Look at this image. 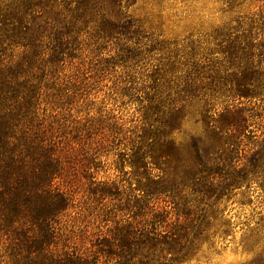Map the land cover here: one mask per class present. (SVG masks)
Here are the masks:
<instances>
[{"label": "trees", "instance_id": "obj_1", "mask_svg": "<svg viewBox=\"0 0 264 264\" xmlns=\"http://www.w3.org/2000/svg\"><path fill=\"white\" fill-rule=\"evenodd\" d=\"M136 2L0 0V264H170L202 234L209 191L228 169L246 176L236 146L258 145L250 164L264 165V131L249 136L252 117L263 114L256 100L264 103L259 0L217 33L207 60L186 52L185 63L172 56L154 71L140 132L122 157L139 192L99 175L122 123L77 117L80 75L61 73L87 26L95 40L134 32ZM188 114L203 131L184 145L176 135ZM107 199L120 206L109 209ZM97 218L104 224L92 227Z\"/></svg>", "mask_w": 264, "mask_h": 264}, {"label": "rangeland", "instance_id": "obj_2", "mask_svg": "<svg viewBox=\"0 0 264 264\" xmlns=\"http://www.w3.org/2000/svg\"><path fill=\"white\" fill-rule=\"evenodd\" d=\"M254 1L137 0L129 8L134 23L132 30L135 31L128 36L114 33L95 40L96 29L89 26L84 29L79 36L81 48L71 62L66 61L61 76L67 79L73 73L80 75L77 87L81 97L72 112L82 121L87 116L96 119L109 116L111 121L122 123L116 128L112 150L103 157L105 171L99 174L103 179L118 182L125 179L121 181L123 187L130 186L135 193L139 192L136 188L140 177L132 173L133 167L123 166L122 157L128 158L125 155L130 151L128 140L140 132L141 114L154 92V71L172 56L185 63L186 52L193 53L201 61L207 60L208 49L222 38L217 33H228L226 26L235 25L234 18L253 12V6L259 0ZM230 3L241 4L230 14L227 11ZM256 102L261 104L259 109L263 114L251 119V141L255 140L253 134L260 135L264 131V103L259 99ZM245 104L249 102L245 101ZM194 116L187 115L182 131L176 135L184 145L188 144L191 135L203 131ZM236 147L240 167L247 164L246 176L244 172L240 174L228 169L226 178L218 181L199 206L204 213L202 234L187 256L170 264H264V179L261 178L264 165L257 169L250 164L258 145L248 142ZM151 172L156 175L159 170L154 168ZM120 201L107 199L106 205L116 210ZM108 223L112 225V222ZM97 224L104 222L97 218L90 225L95 227ZM164 262L169 264L170 261Z\"/></svg>", "mask_w": 264, "mask_h": 264}]
</instances>
